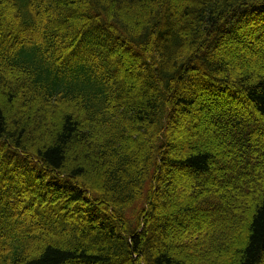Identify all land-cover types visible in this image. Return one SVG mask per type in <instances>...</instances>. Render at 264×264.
Wrapping results in <instances>:
<instances>
[{"label": "trees", "instance_id": "1", "mask_svg": "<svg viewBox=\"0 0 264 264\" xmlns=\"http://www.w3.org/2000/svg\"><path fill=\"white\" fill-rule=\"evenodd\" d=\"M245 35L264 0H0V264H264Z\"/></svg>", "mask_w": 264, "mask_h": 264}, {"label": "rangeland", "instance_id": "2", "mask_svg": "<svg viewBox=\"0 0 264 264\" xmlns=\"http://www.w3.org/2000/svg\"><path fill=\"white\" fill-rule=\"evenodd\" d=\"M245 50V49H243ZM243 50H239L238 51V54L235 55V56H231V58H235V63H234V67H233V70H237L238 67L241 65V66H245V69H254V70H257V71H260V72H263L264 70V59H258L257 57L258 56H255V55H250V51H248L249 55H247ZM255 56V57H254ZM191 122V121H190ZM190 122H186V121H183L182 125H181V128L184 127L183 129V132L181 133L179 131V129H173L174 130V135H176L178 137V139H181V141H184V140H188L189 137L192 138V134H194V137L193 139H198L199 138V133L201 131V129L205 127V122L202 123V126H201V129H198L196 131H193L192 130V126H191V123ZM185 224H184V234H189L190 232L192 233L191 236L194 237L195 236V233L197 230H201L198 229V225L193 223V222H189V221H186V219L184 220ZM195 229V230H194ZM191 241H193L192 243L194 244L195 243V239H186L185 235L182 237V241L180 242H176L174 240H169V242L167 244H169L171 246V249L173 247V249L175 251H186V253H190V251L192 250L189 247H186L185 245L189 243H191ZM184 244V246H181V244ZM188 255H191V254H188Z\"/></svg>", "mask_w": 264, "mask_h": 264}, {"label": "bare ground", "instance_id": "3", "mask_svg": "<svg viewBox=\"0 0 264 264\" xmlns=\"http://www.w3.org/2000/svg\"><path fill=\"white\" fill-rule=\"evenodd\" d=\"M241 41H242L241 44H242L243 46H245V50H248V49H249V51H250V53H251L252 55H255V54H258V53H259V52H258V48L260 47V42L262 41L261 38L259 39V41H257V42H253L252 44H249V43H248V39H247V37H246V35H245V36L241 37ZM243 43H244L245 45H244ZM237 50H238V51H239V50H243V48H241L240 45H239V47H238L237 49H233L232 52H237ZM245 50H244V52H245ZM184 92H187V90L184 91ZM196 96H197L198 98H200L198 94H197Z\"/></svg>", "mask_w": 264, "mask_h": 264}]
</instances>
